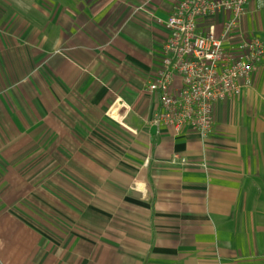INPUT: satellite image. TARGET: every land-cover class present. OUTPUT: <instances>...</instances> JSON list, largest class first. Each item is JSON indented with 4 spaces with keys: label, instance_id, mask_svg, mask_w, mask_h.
Returning <instances> with one entry per match:
<instances>
[{
    "label": "crops",
    "instance_id": "obj_1",
    "mask_svg": "<svg viewBox=\"0 0 264 264\" xmlns=\"http://www.w3.org/2000/svg\"><path fill=\"white\" fill-rule=\"evenodd\" d=\"M175 4L0 0V264H264L262 65L209 136L148 123Z\"/></svg>",
    "mask_w": 264,
    "mask_h": 264
},
{
    "label": "built area",
    "instance_id": "obj_2",
    "mask_svg": "<svg viewBox=\"0 0 264 264\" xmlns=\"http://www.w3.org/2000/svg\"><path fill=\"white\" fill-rule=\"evenodd\" d=\"M251 1L176 0L172 12L157 19L167 36L147 85L161 103L149 124L176 133L192 129L205 138L214 130V105L253 85L264 59V36L241 28Z\"/></svg>",
    "mask_w": 264,
    "mask_h": 264
},
{
    "label": "rangeland",
    "instance_id": "obj_3",
    "mask_svg": "<svg viewBox=\"0 0 264 264\" xmlns=\"http://www.w3.org/2000/svg\"><path fill=\"white\" fill-rule=\"evenodd\" d=\"M251 3H253V1H251L248 5H250ZM250 10L251 9H249V6H248V11H249L248 26L250 28V31L257 32L260 35L264 36V1L261 7H257V5H255V9L251 11ZM261 65H262L261 73H264V59ZM258 88H259L258 91L261 93V97L264 96V79ZM261 103H262L261 105H264V100H261Z\"/></svg>",
    "mask_w": 264,
    "mask_h": 264
}]
</instances>
